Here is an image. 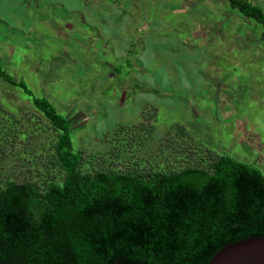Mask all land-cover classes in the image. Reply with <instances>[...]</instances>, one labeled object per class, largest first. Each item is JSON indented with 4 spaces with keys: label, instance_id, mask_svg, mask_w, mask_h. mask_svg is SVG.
<instances>
[{
    "label": "rangeland",
    "instance_id": "374dc122",
    "mask_svg": "<svg viewBox=\"0 0 264 264\" xmlns=\"http://www.w3.org/2000/svg\"><path fill=\"white\" fill-rule=\"evenodd\" d=\"M243 1L264 14V0ZM228 2L0 0V70L69 121L90 169L227 156L264 177L262 29ZM0 105L28 134L30 157L49 143L47 121L2 79ZM120 148L133 153L111 157Z\"/></svg>",
    "mask_w": 264,
    "mask_h": 264
},
{
    "label": "trees",
    "instance_id": "16d2710c",
    "mask_svg": "<svg viewBox=\"0 0 264 264\" xmlns=\"http://www.w3.org/2000/svg\"><path fill=\"white\" fill-rule=\"evenodd\" d=\"M228 1L260 25L264 41L260 9ZM0 79L29 99L51 134L30 157L28 134L0 105V264H207L225 245L264 238L256 168L218 156L166 171L149 161L122 170L109 158L90 169L72 149L69 121L1 70ZM134 126L118 127L107 142ZM123 150L109 153L118 159Z\"/></svg>",
    "mask_w": 264,
    "mask_h": 264
},
{
    "label": "water",
    "instance_id": "95a60500",
    "mask_svg": "<svg viewBox=\"0 0 264 264\" xmlns=\"http://www.w3.org/2000/svg\"><path fill=\"white\" fill-rule=\"evenodd\" d=\"M207 264H264V238H247L225 245Z\"/></svg>",
    "mask_w": 264,
    "mask_h": 264
}]
</instances>
